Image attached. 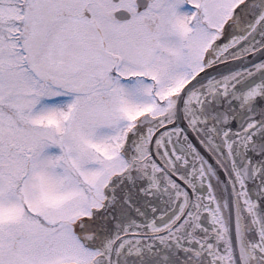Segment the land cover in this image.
<instances>
[{"label": "snow or ice", "instance_id": "obj_1", "mask_svg": "<svg viewBox=\"0 0 264 264\" xmlns=\"http://www.w3.org/2000/svg\"><path fill=\"white\" fill-rule=\"evenodd\" d=\"M0 264H264V0H0Z\"/></svg>", "mask_w": 264, "mask_h": 264}]
</instances>
